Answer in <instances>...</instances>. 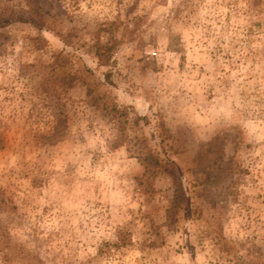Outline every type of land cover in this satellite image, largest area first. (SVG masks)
Wrapping results in <instances>:
<instances>
[{"label":"rangeland","instance_id":"obj_1","mask_svg":"<svg viewBox=\"0 0 264 264\" xmlns=\"http://www.w3.org/2000/svg\"><path fill=\"white\" fill-rule=\"evenodd\" d=\"M6 5L0 264H264V0Z\"/></svg>","mask_w":264,"mask_h":264},{"label":"trees","instance_id":"obj_2","mask_svg":"<svg viewBox=\"0 0 264 264\" xmlns=\"http://www.w3.org/2000/svg\"><path fill=\"white\" fill-rule=\"evenodd\" d=\"M29 22L33 24L38 29H43L45 25V18L41 17L37 12H35L33 9H17L13 6H0V26H7L14 22ZM56 63V62H55ZM38 65L36 64H25L24 67L26 68H37ZM49 67H54V64L50 65ZM38 71V70H37ZM54 86H57L56 84H61L65 88H72L74 87L76 83V76L75 75H66V76H58L54 75ZM92 91L89 90V93ZM105 109H108V112H110L113 115V118H125L128 114L126 110H123L118 107L116 104H104ZM123 121H127V119H123ZM139 159L142 161L143 164L146 165V168L148 170L154 169V172H159L161 169H164L168 173H170L174 178L178 176L177 169L175 165V161L172 159H169V162L161 163L159 158L152 154V153H139L138 154ZM176 206L178 205V202L181 200L186 199V193L184 191V188L181 187L180 189H177L176 196Z\"/></svg>","mask_w":264,"mask_h":264},{"label":"built area","instance_id":"obj_3","mask_svg":"<svg viewBox=\"0 0 264 264\" xmlns=\"http://www.w3.org/2000/svg\"><path fill=\"white\" fill-rule=\"evenodd\" d=\"M154 54H156V52H154Z\"/></svg>","mask_w":264,"mask_h":264}]
</instances>
